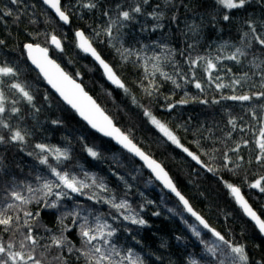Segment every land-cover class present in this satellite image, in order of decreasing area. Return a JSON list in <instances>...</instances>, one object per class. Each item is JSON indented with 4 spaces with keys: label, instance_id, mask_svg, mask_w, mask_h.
Segmentation results:
<instances>
[{
    "label": "trees",
    "instance_id": "16d2710c",
    "mask_svg": "<svg viewBox=\"0 0 264 264\" xmlns=\"http://www.w3.org/2000/svg\"><path fill=\"white\" fill-rule=\"evenodd\" d=\"M90 2L96 7H84ZM137 5L141 12L132 13L133 18L123 21L121 27L119 11ZM61 7L69 16L67 26L39 0H18L16 4L0 0V40L4 41L0 65L17 72L15 77L0 78L5 96V112L0 117L12 130L25 134L23 142H10V131L0 128V135L8 141L0 144V209L13 202L8 196L11 190L29 199L27 204L16 202L19 207L7 209L13 223L8 231L0 226V242L13 241L18 247L31 227L38 241L35 255L44 264H86L77 249L86 250L79 232L87 219L93 228L99 223L108 226L105 232L114 229L108 237L111 245L121 255L132 249L144 264H190L192 260L219 264L221 259L230 264L226 246L191 219L178 199L167 194L140 162L91 131L54 96L25 58L23 45L33 43L47 48L115 125L166 169L178 191L212 229L233 244L243 245L249 264L261 261L264 238L243 215L226 184L239 187L264 219V192L250 187L264 176V164L255 159L264 97L252 95L264 91V46L255 42L247 23L252 21L256 34L264 36V0H248L243 8L231 10L216 0H61ZM7 11L12 14L3 15ZM225 14L230 16L228 21L223 19ZM109 24H113L111 37L104 32ZM77 29L90 39L125 88L110 86L98 66L77 48ZM52 35L61 41V48L50 44ZM250 40L251 47H245ZM237 48L246 55L239 62L226 59ZM155 56L160 59L153 60ZM197 57L205 59L194 66L191 61ZM208 59L216 64L211 79L204 70ZM154 64L160 71H155ZM236 79H241V84L233 85ZM14 82L33 96L31 102L9 87ZM217 84L224 87L217 88ZM245 94L252 98L224 99ZM181 100L188 103H178ZM13 107L19 112L12 113ZM145 110L164 123L183 147H177L151 124ZM37 144L45 145L46 150L42 152ZM57 148L68 158L57 160ZM89 148L97 153L95 157ZM183 148L197 155L201 163ZM44 157L47 164L40 163ZM52 168L74 176L86 187L74 193L62 185L53 186V195H45V181L60 183ZM57 192L61 193L59 200ZM122 202L126 207H113ZM51 204L56 206L49 207ZM26 212L32 215L25 216ZM131 217L145 223H132ZM54 236L64 237L65 244L59 248L52 245ZM206 246H218L216 256L209 254Z\"/></svg>",
    "mask_w": 264,
    "mask_h": 264
},
{
    "label": "snow or ice",
    "instance_id": "6c2138e0",
    "mask_svg": "<svg viewBox=\"0 0 264 264\" xmlns=\"http://www.w3.org/2000/svg\"><path fill=\"white\" fill-rule=\"evenodd\" d=\"M148 0H144V3H147ZM248 0H216V3L222 6L225 9H241L245 6ZM11 3L16 4L18 0H11ZM43 3L48 5L49 8L53 9L56 15L59 17L61 21L64 23H69V16L65 11L62 10L61 0H43ZM86 8H95V3H87L84 5ZM120 6L117 5V8ZM141 8L139 5L132 8L130 11L121 10L118 13L117 20L120 22V26H123V21L131 20L132 13H140ZM11 11L4 12L3 15L9 16L11 15ZM107 15V13H105ZM151 15H156L152 13ZM225 21L230 19L228 14L223 16ZM117 21H113L116 23ZM248 27L250 28L253 39L260 46H264V36L256 34L257 29L252 21H248ZM113 24H109L104 32L109 37L112 36ZM249 33H244V36L247 37ZM77 38V46L85 53L90 54L103 68L105 75L107 78L115 84L117 87L125 88V85L121 82L120 78L113 71V68L102 58L101 54L97 52L96 48L92 46V43L85 36L83 31L77 30L75 33ZM56 48H61V41L57 39L55 35L51 36V41ZM4 41L0 40V44H3ZM245 47H251V40ZM24 48L28 52L29 59H31L32 63L36 65V67L43 74L44 78L47 82L60 94L63 100L71 105L73 109L76 110L79 115L86 120L92 128L96 129L99 132H102L105 136H110L115 139L119 144L123 145L124 148L128 149L129 152L134 153L136 156H139L145 164L152 170V172L156 175L158 180H161L164 183V186L169 188L175 195L179 198V200L183 203L184 208L190 212L193 216L196 217L197 220L204 226V228L208 229L214 237L220 242L223 243L224 246L229 251L230 255V264H249V256L245 251V247L243 245L233 244L232 242L225 239L219 232L215 229L209 227V225L204 221L202 217H200L196 212L193 211L192 207L189 205L188 201L184 198L183 195L177 190L176 186L173 184L172 180L169 178L168 173L164 170V168L154 159L146 155L143 151L140 150L132 142L127 134L122 132L118 127L115 126L112 119L105 114L104 110L100 107L99 104L88 93L83 89V87L77 83L71 76H69L66 72H64L55 61L48 58V49L41 48L38 44L26 43ZM246 52H244L241 48H237L236 51L227 56L226 59L233 60L239 62L241 56H245ZM127 57H125L126 59ZM153 60H159V56H155L152 58ZM204 57H197L196 60L191 61V63L195 66L197 64V60H204ZM220 59V57H217ZM216 64L212 59H208L206 61L205 72L209 74V78L211 79V72L215 69ZM259 67V65H257ZM155 71H160L157 65H153ZM17 75L16 70L8 66L6 64L0 65V78L2 77H15ZM161 75H165L161 72ZM246 77L247 74H244ZM262 80H264V73H261ZM166 79H171V77L166 76ZM242 77L241 79H243ZM241 79H236L232 83L233 85L241 84ZM0 83H3L0 80ZM179 87V85H177ZM264 87V84L261 85ZM11 89H14L18 92L23 98H25L28 102L33 100V96L25 89V87L20 83H12L9 85ZM196 88H201V84L197 82L195 84ZM217 88L224 87L223 84H217ZM127 91V89H125ZM252 95L258 97H264V91L259 93H253ZM252 98L250 95H232L228 97H224V99L230 100H238V101H248ZM5 96L3 91H0V114L5 112L4 105ZM202 103H207V101H201ZM217 101H213L216 103ZM178 103H188L187 100H181ZM171 108L172 105L170 104ZM12 113L19 112V109L13 107L11 109ZM144 115L147 116L151 122L168 140H170L177 147H183L180 144V141L176 137V135L161 121H159L152 113L148 110H145ZM255 115V114H254ZM53 123H57L53 121ZM229 123L234 125L232 120ZM262 126L259 130V138L256 140V145L258 147V154L255 156L257 162L264 164V119L261 120ZM0 128L8 129L10 131V136L8 137V141L10 142H23L25 140V134H22L21 130L16 129L12 130L11 126L0 117ZM5 140L4 135H0V144L8 142ZM245 144L247 141L244 142ZM36 147L40 149L42 152L46 150V146L43 144H37ZM239 147V145L237 146ZM183 150L198 164L201 163L200 158L190 152L187 148H183ZM49 151H51L49 149ZM88 152L92 156H96L97 153L94 152L91 148L88 149ZM56 158L60 160L61 158L67 159V153L62 152L60 149H55ZM227 155L225 156V160L227 161ZM41 164H47V157H44L40 160ZM212 171L211 168L208 169ZM54 176L60 181L59 184L53 185L45 181L42 185V188L45 190V195H53L52 188L53 186L59 188L61 185L64 188L70 189L72 192H80L81 188L86 187V185L77 181L74 176L70 177L68 173H61L57 171L55 168L51 169ZM39 179V177H38ZM79 184V186H77ZM226 187L230 190L231 194L234 196L236 202L243 209L244 213L251 218L252 221L255 222L256 227L259 232L264 235V219L261 218L260 215L257 214L256 211L249 205V203L244 199L241 195V191L239 187H236L232 184H226ZM252 188H258L261 192H264V176H261L254 183L250 185ZM27 191L32 193L34 190L31 186L27 187ZM66 195L67 193H63ZM57 199L59 200L61 193H55ZM8 196L11 197L12 203H8L4 209H0V226H4V230L8 231L9 226L13 223V217L6 214L7 209H12L13 207H19L16 202L19 204H27L29 203V199L21 194L20 191L11 190L8 192ZM49 207H55V204L48 205ZM113 207L116 208H124L126 207V203L122 202L120 204H113ZM31 213H25V216H31ZM16 219H19L18 217ZM125 219H130V217L126 216ZM132 223L135 224H144L145 221L142 219H136L131 217ZM27 223V222H25ZM108 227L105 224H97L96 227L89 226L87 219L80 226L79 235L84 239V245L86 250L81 251L77 249L78 252L82 256L86 258V264H144V261L136 255L132 249H128L126 255H121V252L114 246L111 245L108 237H111L115 230H109L105 232V228ZM199 236V232L195 233ZM100 241L102 243H97ZM65 244L64 237H52V245L56 247H62ZM107 246V247H106ZM38 247L37 238L34 236L31 227H28L27 232L23 235L22 240L19 241L18 247L13 241H9L7 243L0 242V264H44L43 260L38 258L35 253ZM218 250V246H206V251L212 256H216ZM69 251H72L69 248ZM118 257L119 259H115ZM190 264H198L196 260H192ZM219 264H225L224 260H220ZM257 264H264V257L261 258V261L257 262Z\"/></svg>",
    "mask_w": 264,
    "mask_h": 264
},
{
    "label": "water",
    "instance_id": "95a60500",
    "mask_svg": "<svg viewBox=\"0 0 264 264\" xmlns=\"http://www.w3.org/2000/svg\"><path fill=\"white\" fill-rule=\"evenodd\" d=\"M54 16H55V18L61 23V24H63V25H65V26H67L69 23H64L63 21H61L60 19H59V17L56 15V13H55V11L53 10V9H51V8H49L48 7V5H46V4H44L43 3V0H39ZM77 30H80V29H77ZM77 30H75V32H74V37H75V42H76V45H77V38H76V36H75V33H76V31ZM80 31H82V30H80ZM86 36V35H85ZM87 37V36H86ZM58 39V38H57ZM89 39V38H88ZM90 40V39H89ZM50 41H51V38H50ZM91 42V41H90ZM92 43V42H91ZM26 44V43H25ZM24 44V45H25ZM33 44V43H32ZM50 44L53 46V47H55L56 48V46L55 45H53L51 42H50ZM24 45H23V50H24V54H25V58H26V60H27V62L29 63V65L37 72V74L41 77V79L43 80V82H44V84L49 88V90L54 94V96H56V98L60 101V102H62L63 104H65L70 110H72L75 114H76V116H77V118L81 121V122H83L91 131H93V132H95L96 134H98V135H100V136H102L103 138H105V139H107V140H110L115 146H117V147H119L120 149H122L123 151H125L127 154H129L130 156H132L135 160H137L138 162H140L142 165H143V167L149 172V174L151 175V177L155 180V182H157L159 185H160V187L167 193V194H169L170 196H172V197H175V198H177L178 199V201L180 202V204H181V206L184 208V205H183V203L179 200V198L175 195V193H173L169 188H167V187H165L164 186V183L161 181V180H158L157 178H156V175L152 172V170L145 164V162L139 157V156H136L134 153H132V152H129L128 151V149H126V148H124L123 147V145H121V144H119L115 139H113L112 137H110V136H105L102 132H99V131H97L96 129H94V128H92V126L86 121V120H84L80 115H79V113H77L76 112V110L75 109H73L72 107H71V105H69V104H67L64 100H63V98L60 96V94L47 82V80L44 78V76H43V74L40 72V70L36 67V65H34L33 63H32V61H31V59H29V56H28V52H27V50L24 48ZM92 46H93V44H92ZM41 48H45V47H43V46H40ZM94 47V46H93ZM77 48L84 54V55H86L87 57H89L97 66H98V68L100 69V71L102 72V75H103V77H104V79H105V81L110 85V86H112V87H114V88H120V87H117L115 84H113L108 78H107V76L105 75V73H104V70H103V68L99 65V63L90 55V54H88V53H85V52H83L78 46H77ZM95 48V47H94ZM98 52V51H97ZM48 58L49 59H51V60H53V61H55L51 56H50V54H49V50H48ZM55 63L56 64H58L59 66H60V68L64 71V72H66L65 70H64V68L58 63V62H56L55 61ZM113 71H114V69H113ZM115 72V71H114ZM69 76H71L68 72H66ZM116 73V72H115ZM118 76V75H117ZM72 77V76H71ZM73 78V77H72ZM77 83H79L82 87H83V89L86 91V89L84 88V86L78 81V80H76L75 78H73ZM121 80V79H120ZM121 82H122V80H121ZM123 83V82H122ZM87 92V91H86ZM88 93V95L89 96H91L90 95V93L89 92H87ZM92 97V96H91ZM93 98V97H92ZM93 100H95L94 98H93ZM96 101V100H95ZM97 102V101H96ZM97 104H98V102H97ZM101 107V106H100ZM105 112V111H104ZM105 114L106 115H108L106 112H105ZM109 116V115H108ZM110 117V116H109ZM111 118V117H110ZM113 121V120H112ZM113 123H114V121H113ZM115 124V123H114ZM116 126V125H115ZM116 127H118V126H116ZM119 128V127H118ZM120 129V128H119ZM121 130V129H120ZM122 131V130H121ZM123 132V131H122ZM133 142V141H132ZM134 143V142H133ZM135 144V143H134ZM137 146V145H136ZM138 148H140L139 146H137ZM140 150L141 151H143L141 148H140ZM144 152V151H143ZM145 153V152H144ZM146 154V153H145ZM146 155H148V154H146ZM149 156V155H148ZM149 157H151V156H149ZM152 158V157H151ZM153 159V158H152ZM155 160V159H154ZM156 161V160H155ZM158 162V161H157ZM159 163V162H158ZM160 164V163H159ZM161 165V164H160ZM162 166V165H161ZM163 167V166H162ZM164 168V167H163ZM164 170L166 171V169L164 168ZM167 172V171H166ZM168 173V172H167ZM168 176H169V178L171 179V177H170V175H169V173H168ZM172 180V179H171ZM173 182V181H172ZM173 184H174V182H173ZM175 185V184H174ZM178 190V189H177ZM241 191V190H240ZM182 195V194H181ZM241 195L243 196V194H242V192H241ZM234 197V196H233ZM244 197V196H243ZM185 198V197H184ZM186 199V198H185ZM235 199V198H234ZM244 199L246 200V198L244 197ZM187 200V199H186ZM236 201V200H235ZM247 201V200H246ZM248 202V201H247ZM189 203V202H188ZM237 203V202H236ZM249 203V202H248ZM238 204V203H237ZM190 205V204H189ZM239 205V204H238ZM249 205H250V203H249ZM191 206V205H190ZM251 206V205H250ZM239 207H240V205H239ZM252 207V206H251ZM241 208V207H240ZM193 209V208H192ZM184 210H185V212H186V214L191 218V219H193L197 224H199L202 228H204V226L200 223V221L199 220H197L196 219V217L195 216H193L190 212H188L185 208H184ZM254 210V209H253ZM193 211L194 212H196L194 209H193ZM241 211H242V213H243V215L255 226V228L257 229V231L259 232V230H258V228L256 227V225H255V222L254 221H252L251 220V218L250 217H248L245 213H244V211H243V209L241 208ZM255 211V210H254ZM197 213V212H196ZM198 214V213H197ZM199 215V214H198ZM200 216V215H199ZM201 217V216H200ZM205 221V220H204ZM206 222V221H205ZM207 223V222H206ZM210 227V226H209ZM211 228V227H210ZM205 230H208V229H206V228H204ZM209 231V230H208ZM210 232V231H209ZM211 233V232H210ZM260 233V232H259ZM212 234V233H211ZM261 234V233H260ZM261 236L264 238V235H262L261 234Z\"/></svg>",
    "mask_w": 264,
    "mask_h": 264
},
{
    "label": "rangeland",
    "instance_id": "374dc122",
    "mask_svg": "<svg viewBox=\"0 0 264 264\" xmlns=\"http://www.w3.org/2000/svg\"><path fill=\"white\" fill-rule=\"evenodd\" d=\"M167 138V137H166ZM170 141V140H169Z\"/></svg>",
    "mask_w": 264,
    "mask_h": 264
}]
</instances>
